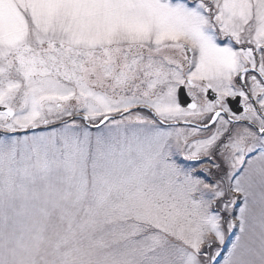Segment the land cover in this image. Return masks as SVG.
Masks as SVG:
<instances>
[{"label":"snow or ice","instance_id":"snow-or-ice-1","mask_svg":"<svg viewBox=\"0 0 264 264\" xmlns=\"http://www.w3.org/2000/svg\"><path fill=\"white\" fill-rule=\"evenodd\" d=\"M0 264H264V0H0Z\"/></svg>","mask_w":264,"mask_h":264}]
</instances>
